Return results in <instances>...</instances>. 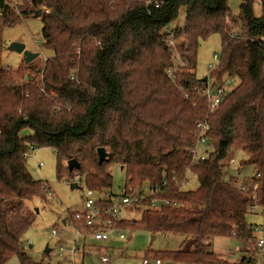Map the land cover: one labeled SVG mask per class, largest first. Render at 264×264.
I'll return each instance as SVG.
<instances>
[{"label":"trees","instance_id":"16d2710c","mask_svg":"<svg viewBox=\"0 0 264 264\" xmlns=\"http://www.w3.org/2000/svg\"><path fill=\"white\" fill-rule=\"evenodd\" d=\"M255 1L242 0L236 17L229 0H24L20 15L0 0V50L6 27L39 17L44 46L54 52L42 67L23 63L17 72L28 79L12 86V71L0 58V264L14 256L20 264H43L23 244L34 221L26 203L51 194L27 168L31 147L52 148L59 177L78 178L100 193L112 188L115 164L126 170V186L162 188L167 181L162 197L172 205L115 226L191 237L180 250L157 254L161 263L230 264L211 251L210 239L234 236L246 244L254 225L247 217L257 215L251 208L264 209V0L260 17ZM182 8L184 27L166 33ZM213 34L222 37V58L210 78L238 83L208 118L209 158L192 165L196 125L208 117L199 91L208 78L195 72L198 46ZM171 38L186 39L178 50L187 65L174 80ZM234 145L247 155L242 167L254 168L256 201L241 190L243 181L224 178L222 162ZM99 148L109 154L102 165ZM70 160L79 168L70 171ZM190 173L200 187L182 191Z\"/></svg>","mask_w":264,"mask_h":264},{"label":"rangeland","instance_id":"374dc122","mask_svg":"<svg viewBox=\"0 0 264 264\" xmlns=\"http://www.w3.org/2000/svg\"><path fill=\"white\" fill-rule=\"evenodd\" d=\"M6 3L15 9L17 14L22 11L19 5L24 0H5ZM242 0H229V8L236 17L240 16ZM254 10L257 17L263 12L261 0H256ZM2 14L0 8V15ZM186 22V8H182L177 21L170 26L172 30L183 28ZM44 24L37 17H30L23 20L16 26L6 27L2 34V48L0 58L2 65L12 71L14 82L8 81V85L23 84L28 77L24 78L17 70L24 62V56L10 51L9 48L13 43H22L26 50L39 54V57L32 62L34 65L42 67L46 59L52 58L54 52L47 49L44 44L43 36ZM236 33H240V28H236ZM186 39L181 40L183 42ZM187 42V41H186ZM215 55L222 58V37L220 34H213L205 40L199 41L198 56L196 64V75L199 79L210 78V64L215 63ZM26 65V64H25ZM29 74V72H25ZM237 79L233 80V86L236 87ZM32 134L31 130H25L23 135ZM212 152V150H211ZM235 160L231 163V160ZM247 160V155L234 145L228 156L223 160L224 178L229 180L234 177L245 184H252L251 178L254 177V168L245 167L243 164ZM67 166V163H65ZM27 168L36 181L47 183L50 187L51 194H47L46 200L35 198L27 202L25 207L28 212L34 214V221L23 237L25 253L37 263L43 264H71L60 257L58 252V240L52 236V230L57 229L64 231L66 236L72 237L73 230L68 226V221L76 212L83 210L84 193L87 190L85 182L70 180L67 176L59 177L58 175V156L52 148L44 147L35 150L27 159ZM113 176V186L104 193H113L120 195L122 188L128 183L127 172L121 165L115 164L111 167ZM186 184L182 191H196L200 187L199 179L193 173L188 174ZM77 183L79 188H72V184ZM142 212L133 209L123 210L119 214V220L123 221H140ZM249 224L264 223L263 215H249L247 217ZM122 234L126 239H121L119 235L110 234V240L107 243L90 240V245L110 248L108 253L111 259L109 264H157L156 255L162 252H173L180 250L184 242L190 240V236L173 235L169 233H160L154 235L150 231L131 228H123ZM156 236L155 239L153 237ZM212 242L211 251L221 259L230 264H239L248 254L252 255L249 250L250 243L244 244L237 237H216L210 239ZM47 249L51 252L47 253ZM121 254L119 257H116ZM79 264H103L99 256L87 255L83 258L78 255ZM6 264H20L18 256L11 258ZM165 264V263H163Z\"/></svg>","mask_w":264,"mask_h":264},{"label":"built area","instance_id":"2783aa9c","mask_svg":"<svg viewBox=\"0 0 264 264\" xmlns=\"http://www.w3.org/2000/svg\"><path fill=\"white\" fill-rule=\"evenodd\" d=\"M158 6L159 4L156 5V7ZM166 33L171 34L173 30L168 28ZM181 44V40L171 38L169 41L173 55V66L169 68L168 76L172 80L176 78V74L180 69L187 65V59H184L178 50ZM214 59L216 64H210L211 72L219 67L221 61L217 55ZM233 88L231 78H226L223 84L215 83L213 79L208 78L207 85L199 90L208 100V117L205 121H201L196 125L197 142L190 150L192 165H198L209 158L213 147L211 145L212 138L209 136L211 127L208 118L218 109ZM35 150L34 147H31V152L27 156L31 153L34 154ZM234 162L235 160L232 159L231 163ZM186 181L185 179L179 186L183 187ZM167 185V181L164 182L162 188L158 186L156 188L144 187L139 189L125 185L120 195L117 196L113 193H100L87 188L84 193L83 210L73 214L68 221V226L73 230V236H66L64 231L57 229L52 230V236L58 240L59 256L64 258L66 262L79 264L78 255H82L84 258L87 255L95 254L99 256L103 264H109L111 261L108 256L110 248L90 245L89 241L94 240L105 244L109 242L112 233L119 235L121 239H126V236L122 234V228L115 226L116 222L123 221L119 220V214L126 209H133L143 214L149 210H161L165 206L172 205L168 199L162 197L167 193ZM241 190L246 194L251 192L252 198L256 201V185L242 182ZM262 210L264 209L258 205L251 208L252 213L264 216ZM252 232V238L246 243H250L247 250L252 254H248L247 257L249 260L254 261L248 264H264V223H255ZM157 264L163 263L157 261Z\"/></svg>","mask_w":264,"mask_h":264},{"label":"water","instance_id":"95a60500","mask_svg":"<svg viewBox=\"0 0 264 264\" xmlns=\"http://www.w3.org/2000/svg\"><path fill=\"white\" fill-rule=\"evenodd\" d=\"M10 51L16 52L20 55L24 56V62L26 65L31 64L32 62H34L38 57L39 54H34L28 50H26V46L22 43H13L10 48ZM203 82L207 81V78L202 79ZM98 155H99V164L102 165L107 159H108V153L106 151L105 148H99L98 149ZM68 168L70 171H73L74 169H78L79 168V164L76 160H70L68 162ZM72 188H79V185L77 183H73L72 184ZM156 236L153 237V239H155ZM50 249H47V253H50ZM121 254H118L116 257H119ZM166 264H174L172 262L166 263Z\"/></svg>","mask_w":264,"mask_h":264},{"label":"crops","instance_id":"0c3cea01","mask_svg":"<svg viewBox=\"0 0 264 264\" xmlns=\"http://www.w3.org/2000/svg\"><path fill=\"white\" fill-rule=\"evenodd\" d=\"M37 18H39V17H37Z\"/></svg>","mask_w":264,"mask_h":264}]
</instances>
